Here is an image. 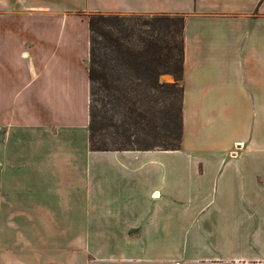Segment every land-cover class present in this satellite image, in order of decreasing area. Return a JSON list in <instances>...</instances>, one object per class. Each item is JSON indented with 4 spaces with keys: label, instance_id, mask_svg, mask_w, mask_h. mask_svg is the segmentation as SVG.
<instances>
[{
    "label": "crops",
    "instance_id": "crops-1",
    "mask_svg": "<svg viewBox=\"0 0 264 264\" xmlns=\"http://www.w3.org/2000/svg\"><path fill=\"white\" fill-rule=\"evenodd\" d=\"M95 13L184 17L180 150H91ZM0 264H264V0H0Z\"/></svg>",
    "mask_w": 264,
    "mask_h": 264
},
{
    "label": "trees",
    "instance_id": "trees-1",
    "mask_svg": "<svg viewBox=\"0 0 264 264\" xmlns=\"http://www.w3.org/2000/svg\"><path fill=\"white\" fill-rule=\"evenodd\" d=\"M184 22L179 15H89L92 151L181 149ZM165 75L174 82L162 81Z\"/></svg>",
    "mask_w": 264,
    "mask_h": 264
},
{
    "label": "rangeland",
    "instance_id": "rangeland-1",
    "mask_svg": "<svg viewBox=\"0 0 264 264\" xmlns=\"http://www.w3.org/2000/svg\"><path fill=\"white\" fill-rule=\"evenodd\" d=\"M147 16H150V15H147ZM89 17V15L87 16ZM173 20H175V24L178 25V22H177V18H173ZM161 80L164 81V82H167V83H172L174 82V79L173 77L169 76V75H165V76H162L161 77ZM177 99L174 100V103L178 106V101H179V95H177L176 97ZM129 147H132V148H137V146H143L142 144H130V145H127Z\"/></svg>",
    "mask_w": 264,
    "mask_h": 264
}]
</instances>
